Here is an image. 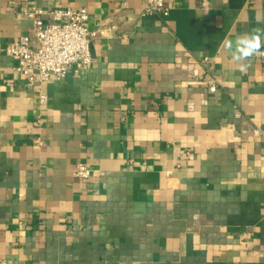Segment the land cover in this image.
I'll list each match as a JSON object with an SVG mask.
<instances>
[{
	"label": "crops",
	"instance_id": "obj_1",
	"mask_svg": "<svg viewBox=\"0 0 264 264\" xmlns=\"http://www.w3.org/2000/svg\"><path fill=\"white\" fill-rule=\"evenodd\" d=\"M202 1L164 0L163 16L144 0H0V259L264 264V48L243 73L233 59L264 0ZM30 5L85 6L93 62L44 84L15 72Z\"/></svg>",
	"mask_w": 264,
	"mask_h": 264
},
{
	"label": "built area",
	"instance_id": "obj_2",
	"mask_svg": "<svg viewBox=\"0 0 264 264\" xmlns=\"http://www.w3.org/2000/svg\"><path fill=\"white\" fill-rule=\"evenodd\" d=\"M142 14L167 15L169 8L164 0H144ZM206 6V0L202 1ZM23 14L32 22L30 34H22L7 46V54L14 59V70L28 82L46 83L49 79H61L72 66L90 65L94 57L90 44L95 35L88 27L89 12L85 6L78 8L55 7L48 10L37 5L26 6ZM48 16L49 21L44 17ZM114 28V26H111ZM264 57V50L260 53ZM207 59V57H204ZM216 84L209 82V90ZM41 102L46 100L44 93L39 95ZM259 130H253L258 134ZM92 168L85 162L74 164L73 175L81 180L91 176ZM0 264H7L0 259Z\"/></svg>",
	"mask_w": 264,
	"mask_h": 264
},
{
	"label": "clouds",
	"instance_id": "obj_3",
	"mask_svg": "<svg viewBox=\"0 0 264 264\" xmlns=\"http://www.w3.org/2000/svg\"><path fill=\"white\" fill-rule=\"evenodd\" d=\"M248 35V34H245ZM250 39H242L237 37L236 39V50L233 52V59H240L242 63L239 66V70L243 73L247 71L248 64L247 59L252 57L255 53L264 48V40L261 36L264 35V29L256 28L251 33ZM224 45L228 49H232V41L225 40Z\"/></svg>",
	"mask_w": 264,
	"mask_h": 264
}]
</instances>
